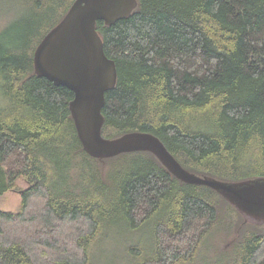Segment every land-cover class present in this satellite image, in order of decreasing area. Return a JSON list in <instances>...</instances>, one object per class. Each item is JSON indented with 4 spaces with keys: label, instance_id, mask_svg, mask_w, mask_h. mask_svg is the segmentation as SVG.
I'll return each mask as SVG.
<instances>
[{
    "label": "trees",
    "instance_id": "16d2710c",
    "mask_svg": "<svg viewBox=\"0 0 264 264\" xmlns=\"http://www.w3.org/2000/svg\"><path fill=\"white\" fill-rule=\"evenodd\" d=\"M74 1L27 0L32 18L0 43V194L28 183L17 210L0 209V264H90L119 219L154 222L151 250L127 264H183L222 220L245 215L152 152L97 159L84 150L74 92L34 68L37 46ZM137 1L125 18L97 23L118 68L103 135L151 132L200 175L264 176V0ZM254 225L226 264H264V224Z\"/></svg>",
    "mask_w": 264,
    "mask_h": 264
},
{
    "label": "water",
    "instance_id": "95a60500",
    "mask_svg": "<svg viewBox=\"0 0 264 264\" xmlns=\"http://www.w3.org/2000/svg\"><path fill=\"white\" fill-rule=\"evenodd\" d=\"M137 0H75L64 18L43 37L34 54L35 73L74 92L70 110L84 150L97 159L149 151L181 181L218 191L247 217L264 221V176L241 182L200 175L184 167L157 135L131 131L103 135L106 95L118 80L115 59L105 52L97 23L128 16Z\"/></svg>",
    "mask_w": 264,
    "mask_h": 264
},
{
    "label": "rangeland",
    "instance_id": "374dc122",
    "mask_svg": "<svg viewBox=\"0 0 264 264\" xmlns=\"http://www.w3.org/2000/svg\"><path fill=\"white\" fill-rule=\"evenodd\" d=\"M34 13V8L27 3V0H0V43L9 44L16 33L23 31L25 22H28ZM56 16L54 15L53 18H57ZM18 186V189L0 194V209L8 211L18 209L22 202V190L28 187V183L20 178ZM219 203V206L224 208L225 202L220 200ZM244 219V216L237 215L235 224L230 226L222 220L207 233L200 252L183 264H226L235 258V242L246 231H255L254 224H264V221L252 217H247V223L244 224ZM133 222L135 226H131L125 220H117L108 234L102 236L93 247L90 264H127L132 255L131 260L135 258L134 254H140V250L150 251L154 222L144 225L137 224L135 220Z\"/></svg>",
    "mask_w": 264,
    "mask_h": 264
}]
</instances>
